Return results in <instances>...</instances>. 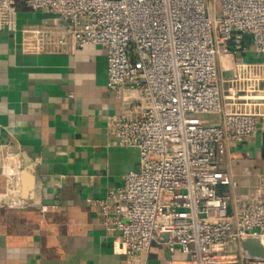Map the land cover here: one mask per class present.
<instances>
[{
	"label": "built area",
	"instance_id": "2783aa9c",
	"mask_svg": "<svg viewBox=\"0 0 264 264\" xmlns=\"http://www.w3.org/2000/svg\"><path fill=\"white\" fill-rule=\"evenodd\" d=\"M17 1L0 0V30ZM25 1L49 16L23 29V51H106L107 87L121 101L107 132L140 160L89 203L130 264L158 238L187 264H264L243 247L247 238L264 244V170L245 167L255 182L239 194L236 174L223 169L232 143L264 130V0ZM247 40L256 60L245 58ZM7 199L0 193V204Z\"/></svg>",
	"mask_w": 264,
	"mask_h": 264
},
{
	"label": "crops",
	"instance_id": "0c3cea01",
	"mask_svg": "<svg viewBox=\"0 0 264 264\" xmlns=\"http://www.w3.org/2000/svg\"><path fill=\"white\" fill-rule=\"evenodd\" d=\"M49 15L17 1L0 30V264H130L116 234L101 223L91 198H101L136 169L137 148L120 146L108 134L106 117L121 101L107 87V56L100 45L74 53H30L21 48L24 28ZM245 54L256 60L252 43ZM223 169L248 192L264 170L261 135L232 143ZM22 152L32 159L33 198L21 197ZM20 195V196H19ZM21 198V199H20ZM25 202L24 206L11 202ZM141 264H187L180 249L171 255L160 238L140 253Z\"/></svg>",
	"mask_w": 264,
	"mask_h": 264
},
{
	"label": "water",
	"instance_id": "95a60500",
	"mask_svg": "<svg viewBox=\"0 0 264 264\" xmlns=\"http://www.w3.org/2000/svg\"><path fill=\"white\" fill-rule=\"evenodd\" d=\"M22 167L19 170L21 180V197L24 199L33 198L34 176L31 173L32 159L26 153L22 152ZM261 154L264 158V130L261 132ZM243 247L252 255L264 257V244L258 238H247L243 242Z\"/></svg>",
	"mask_w": 264,
	"mask_h": 264
},
{
	"label": "rangeland",
	"instance_id": "374dc122",
	"mask_svg": "<svg viewBox=\"0 0 264 264\" xmlns=\"http://www.w3.org/2000/svg\"><path fill=\"white\" fill-rule=\"evenodd\" d=\"M201 117V119L206 122V123H210V124H216L218 122V119H219V115H216V114H203V115H199ZM148 159L150 161H156V160H159L160 159V156L157 155V154H150Z\"/></svg>",
	"mask_w": 264,
	"mask_h": 264
},
{
	"label": "bare ground",
	"instance_id": "6f19581e",
	"mask_svg": "<svg viewBox=\"0 0 264 264\" xmlns=\"http://www.w3.org/2000/svg\"><path fill=\"white\" fill-rule=\"evenodd\" d=\"M20 196V195H19ZM21 199V198H20ZM21 202V201H20Z\"/></svg>",
	"mask_w": 264,
	"mask_h": 264
}]
</instances>
